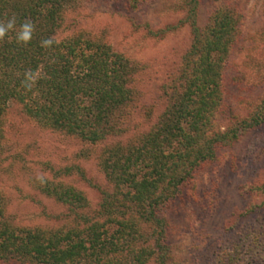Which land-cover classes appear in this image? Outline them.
<instances>
[{"label":"trees","instance_id":"1","mask_svg":"<svg viewBox=\"0 0 264 264\" xmlns=\"http://www.w3.org/2000/svg\"><path fill=\"white\" fill-rule=\"evenodd\" d=\"M74 1L0 0V21L15 15L17 30L26 20L34 25L27 44L15 32L0 39V142L8 113L18 108L43 130L103 145L98 163L112 189L102 190L92 215L79 212L88 200L75 186L37 179L39 190L75 213L58 229L12 227L0 197V264H166L167 210L191 193L197 174L222 146L263 118L257 112L225 130L217 127L224 69L241 16L220 9L201 27L200 0L186 1L191 45L163 86L164 110L147 130L137 131L131 120L140 67L101 34L65 33ZM141 1L128 0L134 8Z\"/></svg>","mask_w":264,"mask_h":264},{"label":"rangeland","instance_id":"2","mask_svg":"<svg viewBox=\"0 0 264 264\" xmlns=\"http://www.w3.org/2000/svg\"><path fill=\"white\" fill-rule=\"evenodd\" d=\"M186 1L142 0L134 8L128 0H75L67 12L65 33L101 34L139 65L131 120L137 131L147 130L164 110L163 86L191 45ZM227 8L240 14L241 26L224 69L217 127L225 130L257 112L263 118L222 146L197 174L191 193L167 210L171 252L166 264H264V0H200L198 24L204 27ZM6 120L0 197L12 227L58 229L72 223L74 211L39 190L38 176L75 186L88 200L79 212L95 214L102 190L112 189L98 163L103 145L43 130L18 108Z\"/></svg>","mask_w":264,"mask_h":264},{"label":"clouds","instance_id":"3","mask_svg":"<svg viewBox=\"0 0 264 264\" xmlns=\"http://www.w3.org/2000/svg\"><path fill=\"white\" fill-rule=\"evenodd\" d=\"M9 32H15L16 39L18 42L27 44L32 39L34 25L31 21L26 20L19 25V30H17V18L15 17V15H13L8 18L7 22L0 21V39L6 37ZM37 179L40 180L42 183L44 182L43 176H38Z\"/></svg>","mask_w":264,"mask_h":264}]
</instances>
